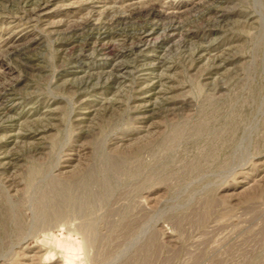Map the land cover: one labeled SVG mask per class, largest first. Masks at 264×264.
<instances>
[{
  "label": "rangeland",
  "instance_id": "374dc122",
  "mask_svg": "<svg viewBox=\"0 0 264 264\" xmlns=\"http://www.w3.org/2000/svg\"><path fill=\"white\" fill-rule=\"evenodd\" d=\"M0 264H264V0H0Z\"/></svg>",
  "mask_w": 264,
  "mask_h": 264
},
{
  "label": "bare ground",
  "instance_id": "6f19581e",
  "mask_svg": "<svg viewBox=\"0 0 264 264\" xmlns=\"http://www.w3.org/2000/svg\"><path fill=\"white\" fill-rule=\"evenodd\" d=\"M147 39H148V38H147ZM148 40H149V39H148ZM142 41H143V40H142ZM142 41H141V42H142ZM138 44H139V43H138ZM143 44H144V43H143ZM144 45H145V44H144ZM137 46H138V45H137ZM140 46H142V45H140ZM138 47H139V46H138ZM119 79H120V78H119Z\"/></svg>",
  "mask_w": 264,
  "mask_h": 264
}]
</instances>
